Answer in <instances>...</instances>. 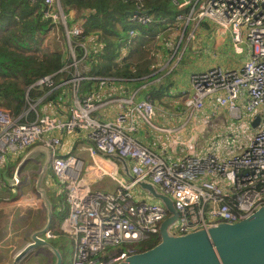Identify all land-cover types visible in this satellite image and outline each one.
Here are the masks:
<instances>
[{"label":"built area","instance_id":"2783aa9c","mask_svg":"<svg viewBox=\"0 0 264 264\" xmlns=\"http://www.w3.org/2000/svg\"><path fill=\"white\" fill-rule=\"evenodd\" d=\"M30 1L42 4L44 19L58 22L59 0ZM171 4L179 12L173 22L154 19L138 8L129 15L128 22L142 28L153 23L169 29L176 26L181 29V43L193 37L194 31H187L191 24L210 21L231 34L236 54H244L243 43L248 47V58L240 69L214 67L191 74L190 91L181 94L185 109L190 114L202 113V123L206 126L223 113L232 122L243 117L254 122L259 117V124L244 144L237 139L236 132L226 139L227 146L237 149L229 157L214 152L204 156L189 153L166 161L131 136L136 128L125 106L131 103L132 110L150 123L154 106L148 99L135 103L118 99L117 112L110 122H99L92 117L100 107L95 104L99 95L96 91L74 98L68 105L67 119L37 115L33 121L21 122L25 114L14 117L0 107V167L5 156L18 155L36 144H41L50 154L52 174L61 184L68 205L62 226L73 240L70 264H121L141 253L138 245L157 241L160 225L170 215L160 204L135 200L132 190L141 184L155 186L170 199L176 218L168 234L174 238L221 224H237L264 207V0H171ZM61 24L71 59L69 66L74 70L70 80L54 86L52 91L71 84L72 92L77 94L83 80L97 82L101 90L112 79L81 76L77 64L93 53L100 54L102 46L89 50L81 41L85 37L81 26L67 27L65 19ZM138 34L131 28L120 39L121 58ZM76 48L82 52L79 58ZM41 84L53 86L51 76L35 85ZM76 131L88 132L91 142L86 148L91 161L86 170L74 156L61 154L60 139L52 135ZM113 157L128 163L132 177L129 182L117 176L110 161ZM102 179L115 184L114 192L92 188V184ZM1 186L0 177V189ZM52 237L50 231L45 232V238Z\"/></svg>","mask_w":264,"mask_h":264},{"label":"crops","instance_id":"0c3cea01","mask_svg":"<svg viewBox=\"0 0 264 264\" xmlns=\"http://www.w3.org/2000/svg\"><path fill=\"white\" fill-rule=\"evenodd\" d=\"M83 13L77 12L76 9L70 11L68 19L70 27L79 26L84 22ZM73 16L76 17L74 21H72ZM157 26L158 33L156 32L151 40L162 35L164 30H171L161 25ZM187 31H194V35L191 40L184 39V44L187 45L185 50L169 52V48L164 47L161 42L152 43L154 47L151 58L143 62L145 68L142 66V69L144 68L148 73L134 79L110 77L111 82L101 90L97 82L83 80L79 84L77 94H73L71 84L62 85L59 88L60 93L53 101L42 103V98L36 101L35 106L39 111H32L34 116L47 115L67 119L68 105L74 98H83L90 91H96L99 95L95 104H100V107L93 113L95 114L93 118L99 122H110L117 112L118 99L131 100L133 103L148 99L154 106V116L150 123L141 114L132 110L131 103L125 106L127 113H131L136 128L131 136L140 145L166 161L179 159L189 153L204 156L214 152L225 158L231 156L237 152V149L227 146L226 139L231 138L235 132L243 131L245 134L249 128L254 133L257 127L252 126L253 122L245 117L242 124H235L230 118L221 114L212 119L211 125L206 126L202 123V113L190 114L185 109L181 94L189 93V77L193 73L214 67L240 69L248 58V47L243 43L241 46L244 54H236L232 48L231 34L210 21H202L199 25L193 24ZM138 33L136 36L138 38L133 39L137 40L133 42L135 45L136 43L146 45L150 40L144 42L141 32ZM81 41L92 51L99 45L98 38L94 34L85 36ZM129 50L126 55L129 54ZM185 55L191 62L187 66L181 64ZM99 56L93 53L86 60L79 61L77 72L81 76L91 77L89 72L95 62L98 63ZM207 110L208 102L205 112ZM29 111L31 109L22 113L26 115L22 121L35 119L27 115ZM52 135L59 137L60 152L63 156H74L83 170L90 166L91 161L86 152V148L91 145L87 138L88 132L76 131L71 134ZM41 147L44 153H32L28 148L18 155H7L0 167L2 180L0 209L4 210L5 215L0 221V264H70L73 259V240L62 226L68 214L65 193L61 184H50L51 178L49 180L47 170L52 173L51 157L49 152ZM110 161L116 168L117 176L129 182L132 177L128 163L118 157H113ZM43 166H46L44 180L40 182L38 175L43 171ZM26 172L34 174L33 184H19L21 179L26 178L23 176ZM214 181L217 184H225L218 180ZM92 188L103 192H114L115 184L108 179H102L92 184ZM153 190L156 195L161 194L155 186ZM132 193L136 201L164 205L161 199L154 197L142 186L133 189ZM10 196L13 197L12 200ZM2 200L4 202H1ZM10 201L18 204L16 205L18 207L22 205L32 207L33 216L30 219L20 217L14 222L15 215H12V211L16 206ZM42 206L46 208L43 215H41ZM47 231H50L54 237L45 238ZM28 244L33 246L30 250L33 255L29 257L26 255L23 261L21 258L19 260L17 253L22 252Z\"/></svg>","mask_w":264,"mask_h":264},{"label":"trees","instance_id":"16d2710c","mask_svg":"<svg viewBox=\"0 0 264 264\" xmlns=\"http://www.w3.org/2000/svg\"><path fill=\"white\" fill-rule=\"evenodd\" d=\"M59 2L63 10L67 11L70 6L77 12H84L82 18L85 20L81 24L83 35L94 34L102 46V53L100 52L97 58L98 63L95 62L89 72L91 77L134 79L148 73L143 62L149 60V57L145 58V53H141V45H135V40H132L129 46L128 57L117 63L122 48L120 39L125 37L129 29L140 31L144 42L153 39L158 33L159 24L153 23L146 28L133 26L128 22L129 15L138 8L140 12H145L154 19L173 22L179 13L172 7L171 0H59ZM42 11L43 6L39 1L0 0V106L11 111L10 113L16 117L23 113L29 103H34L40 98L42 102L54 100L60 90L57 88L52 91V88L70 80L74 70L69 66L71 59L65 60L60 52L42 48L44 40L54 29L52 22H47L43 18ZM76 53L78 58L81 57L82 52L79 48H76ZM47 76H51L53 86L35 85ZM48 92L50 93L47 95ZM27 115L35 117L32 111ZM20 121L23 122L22 118ZM159 243L160 237L157 241L144 244L139 252L148 251Z\"/></svg>","mask_w":264,"mask_h":264},{"label":"water","instance_id":"95a60500","mask_svg":"<svg viewBox=\"0 0 264 264\" xmlns=\"http://www.w3.org/2000/svg\"><path fill=\"white\" fill-rule=\"evenodd\" d=\"M259 120L256 117L252 126L257 127ZM140 186L165 202L170 216L160 225L159 244L121 264H264V207L237 224H221L174 238L168 234V226L176 218L170 199L156 195L150 184ZM31 247H25L19 255L27 253Z\"/></svg>","mask_w":264,"mask_h":264},{"label":"rangeland","instance_id":"374dc122","mask_svg":"<svg viewBox=\"0 0 264 264\" xmlns=\"http://www.w3.org/2000/svg\"><path fill=\"white\" fill-rule=\"evenodd\" d=\"M71 10L72 9H71L70 6L67 8V11L66 10H63V8L60 5V2H59V5H56V12L58 14V22L57 23H52L53 26H54V29L48 35V37L46 38V40H44L43 46H42V48H47L51 52H60L63 55V58L65 60L66 59L68 60L69 57L67 55V47H66V43H65V39H64V35H65L64 34V26H62L61 23L63 22V19H65V21L67 22L66 26L67 27H70V24L68 22V19L70 18V16H69L70 14L69 13H70ZM74 20H76V17L75 16L72 17V21H74ZM81 24L79 26H81ZM191 26H192V24L188 27V29H190ZM180 36H181V29H178V28H174L173 27L169 31L164 30L163 33H162V35L159 37V39L155 38L154 40H150V41L146 42V45H142L141 43H136V44H140L141 45V48H142V50H141L142 52L141 53H143V54L145 53V55H146L145 58H148V57L151 58V54L153 53V47H154L152 45V43H154V42H158V43L161 42L164 45V47L169 48V52L179 51L180 49L183 50L187 45L184 44L185 43L184 39L181 41V43L179 42ZM128 55L129 54H127L123 58H121L119 56V59H117V61L121 63V61L123 59L127 58ZM139 55H141V54H139ZM182 59H183V61L181 63L182 65L187 66L188 64H191V62L188 61L189 59H188V57L186 55L183 56ZM64 70H66V68H64ZM50 92H48L47 95ZM73 94H76V93L73 92ZM42 103H45V102H42ZM35 104H36V102L29 103V105L27 106V108L23 112H25L26 110H29V109H31V111L38 110L37 107L35 106ZM0 107L3 108V109H5V107H3V106H0ZM5 110H7L9 112L8 109H5ZM11 115H13V114H11ZM21 115H24V114H20L19 116H21ZM13 116L16 117L15 115H13ZM19 116H17V117H19ZM222 116L227 118V114L226 113H223ZM92 117H95V114L92 115ZM22 119H23V117H22ZM243 119H244V117L241 120L235 121L233 123L240 124L243 121ZM207 126H209V125H207ZM252 135H253V130L251 128H249V129H247V132L245 134H244L243 131L242 132L239 131L238 132V138L237 139L238 140L241 139L240 141L244 144ZM40 145L41 144H39V145L36 144L35 146L30 147L28 151H30L32 153H37V152H43L44 153V151L42 150V147H41L42 145L41 146ZM45 169H46V166H43V171L41 172V174L38 175L39 176L38 178L40 179V182H41V180H44V172H45ZM47 171H48L47 174L49 176V180L51 178L50 184H58V182L56 181V179L54 178V176L52 175V173L49 172V170H47ZM33 175L34 174H29L28 172L24 173L23 176H25L26 178L25 179H21L19 181L20 182L19 184H33ZM12 198L13 197L10 196V199L11 200H12ZM1 202H4V201L2 200ZM10 203H12V205H15V206L18 205V204H15L13 201H10ZM165 206H166V204L164 202L163 207H165ZM45 209L46 208L44 206H42L41 215H43ZM31 210H34V209L32 207H26V205H24V207H23V205L22 206H19V207L16 206L13 209V211H12V215H15V217L13 218L14 222H15V220L17 218H20V217H24V218L27 217V219H30V217L33 216V213H32ZM3 218H5L4 210L0 209V221ZM168 229H169V226H168ZM144 244H146V242ZM144 244L138 245V250L139 251L141 250V248H142V246ZM30 250L27 253L23 254L24 256L23 255H19L18 256L19 260L21 258V260L23 261L26 255H27L26 257L32 256L33 254L30 252Z\"/></svg>","mask_w":264,"mask_h":264}]
</instances>
